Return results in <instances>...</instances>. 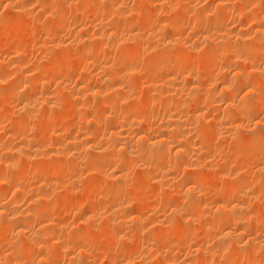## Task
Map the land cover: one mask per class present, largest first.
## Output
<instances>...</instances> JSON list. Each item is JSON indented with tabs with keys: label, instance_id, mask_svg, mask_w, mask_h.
Wrapping results in <instances>:
<instances>
[{
	"label": "bare ground",
	"instance_id": "1",
	"mask_svg": "<svg viewBox=\"0 0 264 264\" xmlns=\"http://www.w3.org/2000/svg\"><path fill=\"white\" fill-rule=\"evenodd\" d=\"M0 264H264V0H0Z\"/></svg>",
	"mask_w": 264,
	"mask_h": 264
}]
</instances>
